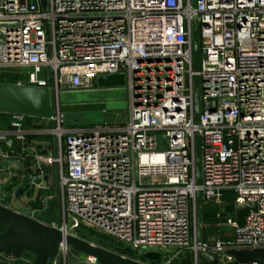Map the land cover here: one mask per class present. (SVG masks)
<instances>
[{"label": "built area", "instance_id": "2783aa9c", "mask_svg": "<svg viewBox=\"0 0 264 264\" xmlns=\"http://www.w3.org/2000/svg\"><path fill=\"white\" fill-rule=\"evenodd\" d=\"M2 69L25 72L16 85L48 92V118L8 114L0 156L26 165L25 175L10 178L19 183L23 178V185L39 191L57 190L40 197L34 211L46 210L47 201L59 196L57 228L65 235L90 230L92 238L117 241L146 264H154L141 259L148 252L160 253L159 259L173 252L158 264H180L190 251L192 264H199L200 251L264 249V0H197L195 9L192 0H46V7L42 0H0ZM111 75L125 77L127 121L66 128L61 94L96 90L99 77ZM29 135L50 137L49 153L34 147L30 154L13 156L1 148L16 141L23 145ZM7 172L12 173L9 166L0 164V173ZM199 190L204 203L221 205L229 192L234 205L256 204L257 210L243 227L237 226L234 210L218 212L232 229L231 239L199 245L192 224L194 219L196 229ZM6 199L0 191V204L12 207ZM69 251L61 243L49 264H99L88 256L69 260ZM231 261L223 255L219 264Z\"/></svg>", "mask_w": 264, "mask_h": 264}, {"label": "water", "instance_id": "95a60500", "mask_svg": "<svg viewBox=\"0 0 264 264\" xmlns=\"http://www.w3.org/2000/svg\"><path fill=\"white\" fill-rule=\"evenodd\" d=\"M46 7V0H42ZM197 0H192L195 9ZM192 40L194 70L200 69V20L198 16L192 18ZM124 75L101 76L98 79V89L91 91L65 92L60 96L62 112L78 111H111L127 109V92ZM195 104L196 123H199L201 115L200 104V77L195 76ZM51 107L46 89L19 86L14 84H0V113L24 114L38 118H48ZM53 126L54 124L51 123ZM197 145V184H203L202 171V139L196 136ZM0 164L7 165L12 170L0 173V181L12 177L15 173L26 174V165L19 159H4L0 156ZM23 185L21 182L14 187L11 206L16 204L17 193ZM61 200L59 196L47 201V209L41 212L26 208L20 203L15 207L0 204V255L11 258H20L24 253L33 255V264H49L55 259L60 251L61 243H66L77 253L92 257L99 264H146L136 260L129 248L116 247L104 240L92 238L86 232L77 230L78 236L64 234L57 226L61 222L60 214L57 212ZM204 204V194L201 190L197 193V215H198V237L199 245L202 244V217L201 209ZM257 210L256 204L235 203L234 212L238 227L245 225L246 217ZM54 224V225H52ZM5 228V229H4ZM90 241L96 243L92 244ZM128 253L130 257L123 256ZM233 257V261L227 264H264V249H229L223 253L199 252V264H219L223 256ZM160 253L148 252L141 259L157 261ZM180 264H192V253L185 252Z\"/></svg>", "mask_w": 264, "mask_h": 264}, {"label": "rangeland", "instance_id": "374dc122", "mask_svg": "<svg viewBox=\"0 0 264 264\" xmlns=\"http://www.w3.org/2000/svg\"><path fill=\"white\" fill-rule=\"evenodd\" d=\"M24 74L25 72H21L14 69H2L0 70V84H14L16 85L19 81L24 80ZM120 115L121 120L119 119ZM129 116V108L126 110H111V111H78V112H68L65 113V127L68 129H91L96 128L98 126L105 125L107 123L109 124H117L118 122H126L127 118ZM7 117L5 115L0 114V127H3L7 124ZM48 138L46 135L38 136L37 141L44 142ZM10 180L14 181L13 178H10ZM17 181V180H16ZM2 182V181H0ZM12 184L10 182H6L4 185H0V191L2 193L7 194V199L3 202H6L10 205V200L12 196V190H11ZM20 198L17 197L16 204L20 203L22 206L26 208H31V202H35L36 200L39 201L40 195H53L57 194V190L50 189L49 191H39L37 188H28L27 184L25 183L22 186V192L20 193ZM39 197V198H38ZM234 198L235 195L233 193L227 192L223 198V203L221 205H218L216 203H208L204 204L201 209V217H202V238L206 239L208 243H213L216 240H222V241H229L231 239L232 235V229L229 227L224 226V216H221V218H218L217 213L222 212L224 210L227 211H233L234 210ZM16 204L12 207H15ZM34 210V209H33ZM60 210V207L57 209ZM196 219L198 222V215L196 212ZM68 223L70 225V219L68 218ZM193 224V231L197 230L199 228V225L197 223V227L195 229V223L194 219L192 220ZM88 235H92V232L90 230L84 231ZM98 240H104L108 241V243H112V239L105 237V236H99ZM116 247L125 248V246H122L117 241H114ZM26 258L19 259V260H13V262H10L8 258H5L4 256H0V264H30L33 261V255L27 253ZM174 253L169 252L166 257H173ZM164 258L159 259L157 261H153L154 264H158L164 261ZM68 259L69 260H75L77 262H82L86 260V256L81 253H75V251H69L68 252ZM9 261V262H8Z\"/></svg>", "mask_w": 264, "mask_h": 264}, {"label": "crops", "instance_id": "0c3cea01", "mask_svg": "<svg viewBox=\"0 0 264 264\" xmlns=\"http://www.w3.org/2000/svg\"><path fill=\"white\" fill-rule=\"evenodd\" d=\"M7 117V124L5 125V126H3V127H0V131H9V117L8 116H6ZM38 136H40V135H29L28 137H27V140H26V143L25 144H21V143H19V142H15V145L12 147V148H8L6 145H1V148L3 149V151H8L10 154H12L13 156H20V155H24V154H26V153H31L32 151H33V149H34V147H36L35 149L37 150V151H39L40 153H42V154H47V153H49V150L46 148V146H45V143L47 142V141H50L51 142V138L50 137H47L48 139L46 140V141H44V142H40V141H37V137ZM41 136H43V135H41ZM33 147V148H32ZM25 149V150H24ZM16 179L17 178H14V181H12V180H10V179H6V180H4V181H2L1 183H0V185L1 184H5L6 182H10L12 185H13V183L16 181ZM18 181V180H17ZM1 189V188H0ZM43 196H46V194H44V195H41V197H43ZM210 203H213V202H210ZM204 204H208V203H204ZM203 204V205H204ZM231 237H232V235H231ZM202 240L204 241V242H207L208 243V241L206 240V239H204V238H202ZM216 241H218V240H216ZM215 241V242H216ZM215 242H213V243H211V244H214ZM27 253H24L20 258H9V257H7V256H5V255H0V256H4L5 258H9L8 260H10V262H13V260H19V259H24V258H26V255ZM33 259H34V257H32ZM9 262V261H8ZM9 264V263H8ZM16 264H19V263H16ZM30 264H33V261L30 263Z\"/></svg>", "mask_w": 264, "mask_h": 264}, {"label": "trees", "instance_id": "16d2710c", "mask_svg": "<svg viewBox=\"0 0 264 264\" xmlns=\"http://www.w3.org/2000/svg\"><path fill=\"white\" fill-rule=\"evenodd\" d=\"M0 114H2V115H5V116H8V114L7 113H0ZM19 184V180L18 181H15L14 183H13V185L11 186V190L13 191V189H14V187L15 186H17ZM22 192V188H20L19 189V191H18V193H17V197H19L20 198V193ZM40 197H41V195H40ZM39 198V197H38ZM31 202V207L33 208V209H37L38 207H39V201L38 200H36L35 202H32V201H30ZM5 229V228H4ZM76 253V252H75Z\"/></svg>", "mask_w": 264, "mask_h": 264}]
</instances>
